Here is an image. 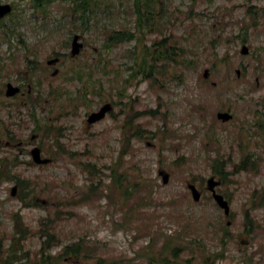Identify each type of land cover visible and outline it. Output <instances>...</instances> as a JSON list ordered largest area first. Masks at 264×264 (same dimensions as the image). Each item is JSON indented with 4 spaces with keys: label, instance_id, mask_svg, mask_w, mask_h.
<instances>
[{
    "label": "rangeland",
    "instance_id": "374dc122",
    "mask_svg": "<svg viewBox=\"0 0 264 264\" xmlns=\"http://www.w3.org/2000/svg\"><path fill=\"white\" fill-rule=\"evenodd\" d=\"M133 2L102 0L86 24L69 11L72 0H51L47 12L31 0H0L11 4L2 19L15 30L9 37L0 31V164L2 157L10 158V166L29 180L21 193L14 179L0 178V238L9 243L17 235L12 217L18 212L27 227L23 245L31 254L40 248L47 221L58 235L51 254L75 241L90 247L62 256L59 264H117L121 259L165 264L149 254L164 250L171 235L201 240V248L216 259V252L224 250L216 264H264V0H150L155 27L162 30L147 31L143 40L168 35L170 42L177 39L183 56L161 73L154 69L145 77L138 72L126 83L138 43L123 41L110 49L102 44L106 26L134 25ZM74 33L83 41L77 55L71 54ZM243 44L247 53L241 52ZM56 56V63H47ZM29 59L46 69L40 88V76L29 77ZM105 64L113 80L104 78L100 94L94 81ZM90 69L92 77L85 72ZM8 81L22 84L24 93L7 96ZM50 83L62 86L61 94L50 95ZM84 86L98 91L87 95L88 105L75 98ZM38 89L33 107L28 94ZM108 101L113 109L88 123V115ZM219 110L232 118H218ZM33 116L47 121L49 131L33 130ZM34 146L51 160L34 162ZM216 156L224 159L226 180L212 169ZM113 168L121 181H114ZM161 171L168 174L166 182ZM211 175L221 180L217 190L229 200L228 215L207 189ZM190 182L202 192L197 201ZM93 183L102 186V193H92ZM194 246L193 253L182 247L178 260L192 256L196 262L200 247ZM169 252L164 254L175 262Z\"/></svg>",
    "mask_w": 264,
    "mask_h": 264
},
{
    "label": "trees",
    "instance_id": "16d2710c",
    "mask_svg": "<svg viewBox=\"0 0 264 264\" xmlns=\"http://www.w3.org/2000/svg\"><path fill=\"white\" fill-rule=\"evenodd\" d=\"M51 0H31V4L37 8V9H43L44 12H47L45 9L46 5ZM75 2L74 4H71L69 6V11L71 12L73 17H81L84 23H88L91 16L95 14V11L97 8L100 7V3L102 0H72ZM133 10L132 13L135 16L134 19V25L130 26H123L121 28H109L105 27V38L102 46L106 49H110L112 45L118 44L123 41H130V40H136V43H138L141 46L140 52L136 51V47L138 44L135 45V48L132 50L134 55V61L131 65H129V68L132 70L131 73L128 75V77H125L124 81L126 83H130V80L136 78L138 72H143V76L150 77L153 75L152 70L156 69L158 72L161 73V69L166 68V66L171 62H178L177 55L180 54L177 49L181 48L178 47V41L177 39L170 42V36L163 35L160 37H155L151 42L147 43L143 40L144 36H141L142 34H145L147 31H151L153 28L162 30L160 27H155L157 24V20L155 18V13L151 10L153 7L150 3V0H134L133 2ZM152 6V7H151ZM254 7V5H250L248 7V13L254 14V10L251 8ZM12 11V10H11ZM10 11V12H11ZM251 13H250V12ZM254 17V16H253ZM3 18V17H2ZM0 18V31L4 32V35L8 36L10 33L14 32V29H11L9 27V23L6 22L4 19ZM10 22L14 25L17 21L16 19H11ZM242 28H246V26H242ZM247 35H243V39H241L242 42H246ZM26 46H28L24 41H22ZM212 44H214V40L212 39ZM183 56V55H182ZM29 69V77L35 78V76L38 74L40 77L37 78L36 82L39 84V88L41 85H43L44 80L41 78L42 70L46 71V69L41 67V65L35 60V59H29V65L27 66ZM85 67V66H84ZM99 68L102 69L103 75H99L98 78L94 81L97 86L100 87L99 93H103L104 87H103V81L104 78L107 77L109 79L113 80V77H109V74L112 72L111 69L108 68V66L102 65ZM148 69V72H147ZM80 70L76 71V73L79 74ZM89 77L93 76V71L86 70L85 71ZM106 74V75H104ZM80 76V75H79ZM73 75L66 77V81H68L69 78H72ZM34 82V81H33ZM62 87L60 85H52L50 83V86L48 88L49 94L54 96V93L61 94L59 91V88ZM125 87V85H124ZM116 85L112 84V89L116 90ZM98 93L97 90L94 88L90 90L88 86H84V89L82 92L75 97L79 101L86 103L88 105L87 95L90 93ZM121 92V91H120ZM32 93V92H31ZM28 102L31 106L35 107L38 103V97H40V91L38 89L37 93L28 94ZM111 101L116 104L118 103L114 98L111 99ZM33 122H34V129L36 131L44 130L49 131L50 124L47 123V121H41V118L33 116ZM41 125V126H40ZM141 134V132H140ZM249 158V156H248ZM247 159V158H246ZM10 158L8 157H2L1 158V164H0V178L6 177L10 179H14L16 183L20 187V192L22 193L25 191L26 185H28L29 180L21 177L20 173L16 172L12 166H10ZM226 164L224 165V159L220 158L219 156L212 158V169L213 171L219 176L220 179L226 180L228 171H226ZM121 174L118 175L116 172V169H112V177L114 181H118L120 179L121 181ZM136 184V183H133ZM99 183L92 184L91 191L92 193H102L103 188L102 186H99ZM134 187V186H133ZM98 190V191H97ZM129 190V187L127 188ZM35 200V199H34ZM36 204V202H34ZM13 222L16 229V232L14 234H17L15 236H12L9 243H4V241L0 238V264H59V259L62 256L65 255H78L81 254L84 250L89 251L90 247L87 245H84L82 241H75L70 244H66L63 246V249L60 253L57 255L51 254L49 251L52 247V241L57 238V233L53 227H50L52 223L51 221L45 222L41 226V244L40 248L35 252V254H31L29 250H26L23 245V235L27 231V227L24 226V221L21 219V216L18 212H14L13 214ZM50 220V219H49ZM227 229V226H225ZM226 235H229V231H225ZM17 236V237H16ZM185 242H187L185 244ZM171 244V245H168ZM198 245L200 247L199 253L197 256L196 262H193L192 256L186 257L185 259L178 260L180 252L183 250L182 247L189 248L191 252L195 250L194 245ZM203 243L201 240L196 239L193 241H186L184 238H179L178 235H171L167 240L164 241L163 247L164 250L158 251L156 255L149 254L150 258H153L157 260L160 259V262L165 264H216L217 260L219 258H222L224 255V250L216 252V259L214 257L215 254H212L210 252H207L205 249H202ZM169 249V253L173 256L174 261L170 260V257L168 255L164 254L166 250ZM214 257V258H213ZM158 259V260H159ZM157 260V261H158ZM252 260H244L243 264H249ZM98 264H103L102 262H99ZM112 264V263H109ZM117 264H127L124 262V260H118ZM223 264V263H218ZM252 264V263H251Z\"/></svg>",
    "mask_w": 264,
    "mask_h": 264
},
{
    "label": "water",
    "instance_id": "95a60500",
    "mask_svg": "<svg viewBox=\"0 0 264 264\" xmlns=\"http://www.w3.org/2000/svg\"><path fill=\"white\" fill-rule=\"evenodd\" d=\"M12 9L11 4L6 3V4H0V18L3 17L4 15H6L7 13H9ZM80 34L76 33L73 35L72 40H71V54L72 55H77L81 48L83 47V41L80 40ZM249 50V47L247 44H243L241 46V52L242 53H247ZM59 60V57H52L49 58L47 60L48 64H53L56 63ZM58 72V68L56 67L53 72L52 75L56 74ZM204 76H208L209 75V69H205L203 72ZM20 91V86L19 85H15L12 82L8 81L6 83V90H5V94L7 96H13L15 95L17 92ZM113 108V104L108 101L103 103L98 110L92 111L88 117H87V122L88 123H93L97 120L102 119L106 113L108 111H110ZM218 118L222 119V120H229L232 118V113H230L229 111L226 110H219L217 112L216 115ZM31 156L32 159L39 164H45L48 163L51 159L49 157H44L42 156L41 153V148L39 146H34L31 149ZM161 173H163L161 171ZM168 179V174L167 173H163V181L166 182ZM207 183V188L209 190H211V194L213 196V198L215 199V201L217 202V204L224 210V213L226 215H228L230 213V204L228 199L224 196V194H222L221 192H218L216 189V186L218 184H220V180L216 179L213 175L209 176L206 180ZM188 187L190 189V192L192 194V197L194 200H199L201 198L202 192L201 190L197 187V185L195 183H188ZM12 193H15V187L12 189Z\"/></svg>",
    "mask_w": 264,
    "mask_h": 264
},
{
    "label": "flooded vegetation",
    "instance_id": "af4514ba",
    "mask_svg": "<svg viewBox=\"0 0 264 264\" xmlns=\"http://www.w3.org/2000/svg\"><path fill=\"white\" fill-rule=\"evenodd\" d=\"M18 85V84H17ZM20 87H21V89H20V92H18V93H24V90H23V86H22V84L21 85H19Z\"/></svg>",
    "mask_w": 264,
    "mask_h": 264
}]
</instances>
